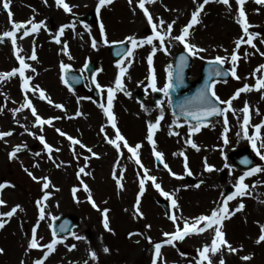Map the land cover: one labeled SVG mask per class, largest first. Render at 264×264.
<instances>
[{"label":"rangeland","instance_id":"obj_1","mask_svg":"<svg viewBox=\"0 0 264 264\" xmlns=\"http://www.w3.org/2000/svg\"><path fill=\"white\" fill-rule=\"evenodd\" d=\"M231 1H233V3L236 2V0H229V5H225L219 2V0H210L208 4L213 5H210L208 8L204 6L199 15L200 22L190 29V35L186 38L187 41L205 50L200 52L197 56H194L195 64L191 68V72L193 73V69L195 68L196 76H192L191 81L200 77V66L206 61L214 60L216 56L225 57V66L232 70L234 65L231 61V55L235 51L238 56L235 62V72L236 77H239V79L233 76L229 82H217L214 91L220 98V101H228L234 96L236 91L242 89L244 85H248L249 88L248 90L241 91L238 97L231 100V108H229L227 104H223L226 112L222 118H216L209 123L200 124L198 133H193L188 136V139L190 138L197 147L193 148L191 145L188 151L187 149H181L185 159L182 160V163L177 167L178 171L170 172L168 175H165L166 178L170 177L173 181V188H175L173 192H168L169 195L166 197L163 193L167 191L162 186V190L157 189L153 182L145 181V191L143 193L151 198L152 205L157 210L153 211L152 215L151 212H149L152 207L148 204L144 209L139 208L140 212L143 214L142 216L138 213L135 214L132 230L139 231V233L142 234L144 243L147 246L146 253L143 256L135 257V259L131 258L129 246L125 244L124 237L118 232L117 221L113 218V215L110 219L108 218L109 227L112 231H108L103 226L102 211L107 208L109 210L108 213L111 215L112 205L110 203L102 204L94 200L93 195L96 193L94 187L93 192L90 190V187H87L88 191H85L82 196L79 197L78 194L76 196L79 189L84 187L83 182L85 181L87 183L86 180L82 182L79 176L80 174L78 175V173H80L78 171L80 169L78 162H76L75 165L76 169H70L72 171L71 173L69 172V176L66 174L65 170L63 171L66 175L64 174L65 177L63 179L61 177L60 187L62 189L60 196H58L61 203L54 207L50 213H47L42 203L45 202V200L42 198L45 192L50 193L48 198L53 197L50 191V184L48 189H44L42 187V180H33L32 176L29 175V172L32 173V163H42L51 156V154H48L44 147V143L41 142L39 137L43 136L46 143L50 139H53L50 141L58 142L57 159L60 162L67 161L69 158L70 140L64 133L63 126L46 127V129L37 127L35 124L36 117L33 115L31 109L23 107L25 104L24 97L17 98L16 95H13L14 91L11 89L4 90L2 86H4L6 82L0 79V131L9 126L5 125L4 122H9L8 116L14 114V110H17V113H22V122L24 123L23 129H29V132L25 141L15 144V146L19 145L25 147L31 160L28 163H24L23 161L20 163L7 161L6 154L10 152V147H13L14 144L0 139V184H8L11 195L18 198L16 199L18 201L16 205L21 206V209H17L16 213L11 217L4 216L1 218L6 222L4 227L0 228V248L3 250L8 248L13 239L14 244L19 246L22 254V259L19 261L18 258L15 257L6 259L4 254L0 253V264H34L36 259L43 257L44 252L47 251L46 248L38 247L32 249L28 247L32 238V230L33 228L36 229V224L41 218V208H43L44 211L42 218L43 223L41 224L43 230L39 231L40 233L36 231V239L39 245H47L54 238L51 229L53 220L69 214H74L79 218V226L75 229L73 234L76 235V233L80 231L82 236L89 240L88 243L79 245L78 240L73 234L70 236L56 235L55 238L59 242L43 261V264H51V262L55 264H85V261L87 264H149V259L153 256V254L150 253V247L155 246L156 243L161 244L169 240L170 237L165 236V233H173L176 231L174 226H172V229H167L160 225L153 220L154 217L160 222L163 221L166 225L174 224L175 226L181 225L182 227L185 221H188L191 225L195 217L210 215L214 208L220 209L225 201H227L226 206L228 210L231 209V212H237V217L242 220L241 225H243L244 228L242 229L241 235H230L232 232L229 226L227 228L224 227V229L220 226L221 231L224 233V239L227 241V245H220L218 251L212 253L211 245L215 238L216 228V225H213L214 229L212 235L206 236L203 240L190 241L183 238L182 240H173L172 243L165 244L164 246H168L172 250V254H174V256H171V259L173 260L174 258L177 260L176 263L178 264H209V261H211V264H221V260L223 264H264V241L257 243L258 238L262 234V227H264V219L261 217L262 215L264 216V159L261 158V156L264 155V67H262L264 66V55H261V53H264V34L260 33L262 29H264V6L260 5L259 8L257 5H252L251 2H247V5L244 3L246 5V9L244 10L245 18L249 24L248 33L246 34L243 30V26L239 23V9L235 6H233L235 10L232 9V5H230ZM192 2L190 3V1L183 0H154L153 11L149 12L153 17V23L159 25L161 20L164 21V24L159 26L158 31H161L162 34L167 32V24L173 23V21L175 22L173 23L170 35H165L164 37L165 43V38L169 36L174 51L165 54L164 50L160 48L159 40L154 38L153 44L145 43L140 46H135V50L132 53L133 55L126 59H122L120 64H118L109 53V46L113 43L105 44V36L110 42H130L127 38L132 37L135 38L139 44L141 40L152 35V27L148 23L147 16L144 14L143 10L139 8L138 0H131V3H129V0H111V3H107L103 6H99V0H79L78 4L74 1L73 5H69L70 11H66V13L71 15V19H73L72 23L79 27L82 34L89 40L96 41V47L94 51L86 54L83 59L73 61V63L67 61V51L64 48L60 55L63 60H60L59 66L55 69L56 75H58L65 90L77 95L86 103L85 114H83L86 118L89 114L94 115V112L103 110L100 106L101 104H104L106 107L108 96L107 89H113L114 107L112 112L120 126L127 129L126 135L129 140L132 142L137 140L140 141L134 144L141 145L138 149V154L143 168L136 163V157L131 156L127 149L124 148L123 143H119L121 145L120 149L113 147L112 150H110V174L115 177L119 176L122 181L125 180L126 175L134 181L132 185L129 184L127 186V191L128 189L130 190L129 187L131 185L133 190L138 188V190H136L138 194H129L127 204L129 207L135 209L137 207L136 200L140 194L139 182L143 178L144 169L148 170L149 175L156 177L155 183L162 185V173L165 174L168 172L169 166L171 165L170 163L172 162L171 150H173V148L177 149L176 147L179 148V146L175 144L167 147L166 143H164L165 146L163 145V142H159V144L155 142V146H153L152 142L147 139L148 128L141 132L143 135L135 136L128 128V123H130L131 119L124 111V98L126 96L131 98L133 102V112L141 113L145 109L153 106L167 111L174 121H179L188 128L195 126L188 124L183 119H177L172 114L169 96L162 92L163 95L161 99H156L158 90L153 89V77L156 89L163 88L166 83H170L172 80V78H168V81L165 83L160 82L164 68L162 64H160V61L162 62L167 59L169 55V73L172 75L174 53L180 50H186L184 44L175 40L174 37L181 34V29L189 23L192 12L195 11L200 4L196 0H192ZM32 3H34V1L10 0L7 11H4L3 3H0V16L5 18L0 19L1 31L5 32L8 28L13 27V22L19 23L22 20L20 19L18 21L17 19V12L20 11L21 7H25L26 14L28 13L30 16L35 17L36 15H40L46 18V26L50 29H55L57 27L56 20L49 19V16L46 17L45 13L40 12V10L39 13L36 5ZM147 5H149V3L146 2V7ZM98 6L102 11L100 24H89L86 18ZM62 10H65L63 6H61L58 13L62 12ZM9 11L12 13L11 18L8 15ZM54 13L57 14V12ZM67 23H64L63 26ZM101 24L104 26L103 34L100 31ZM229 24L233 25L234 32L228 27ZM249 34H255L253 37L263 36L261 38L262 43L255 42V47L245 43V50L242 49V47L237 48V41L242 37L243 40H247ZM29 36L31 37L28 50V63L32 65L35 64V67H30L31 71L35 73L39 65L38 58L40 57L42 40L38 37V33L36 32H30ZM154 45L158 50L153 54L152 48ZM33 50H35L37 56L36 60L30 59ZM150 54L152 55L151 65L148 63V56ZM104 55H107L113 68L111 71L112 74L108 78H101L100 76ZM17 56H10L13 68L20 67V61L17 59ZM201 57H203V59H201ZM92 59H97L99 63L95 80L96 83L100 85L103 97L98 102L90 98L86 92L68 87L62 78V71L64 70L62 65H69L70 67L68 68L80 72L86 77V63ZM121 67L126 68L125 74L120 77L124 86L123 90L117 89L116 86V79L120 75ZM43 85L42 82H36L32 87L33 93L30 95V98H35L34 107L36 109V114L41 118L43 117L40 113L41 105L38 100L42 99L38 96V91L44 89ZM138 90L146 93L145 101H139L137 99L136 92ZM245 103H247L249 107V122L247 125L244 124L245 113L242 111L245 107ZM80 111L82 112V107H80ZM232 111H237L240 116L235 112L232 114ZM225 116L228 121L227 125L224 123ZM94 118L95 117L92 116L88 120L84 119V123L96 125L97 121ZM145 118L144 121L148 124L149 122L154 123L157 120L155 115H146ZM67 122L69 121L67 120ZM215 122L219 123L220 127L216 128L212 126ZM256 125L261 126L257 129ZM42 126H44V124ZM225 127H227V131H225ZM245 129L247 130V135L245 138L237 141L235 139L237 136L232 133H237L239 131L245 133ZM218 135L222 137L223 143H219L216 140V136ZM225 138L227 142H225ZM253 142H255V148L253 147ZM248 146L253 150L251 154L257 157L254 168L262 170L245 175V173L251 172L252 169L243 170L242 166H246L247 163L241 162L240 164H236L233 159L229 157V154L234 150ZM154 147L155 151H159L163 154L162 158L167 167L164 166L161 168L157 166ZM200 147L206 150L205 153L203 151H201V154L200 152L198 153L197 149H200ZM258 150L260 155L257 154ZM196 154L199 155L200 158L204 154L207 155V157L202 158L203 162L206 165L214 166L213 170L208 171L206 166L201 167L200 165L199 167H192L189 160H195L197 158ZM71 160H74V157H72ZM112 162L117 165L118 162H120L119 168L116 169V166ZM185 163H187V168L185 167ZM25 169H27V171ZM32 175L37 178L47 177L51 183L50 172L43 174H36L34 172ZM190 176L193 178L192 181L189 179ZM207 176L214 179L215 184L213 187L218 190L217 201H209L208 203L206 202V204L194 202V204L190 205L189 210L187 209L188 205L187 207H183L181 204L179 205L175 198L176 195L179 197L180 189L186 187L189 189L195 188L198 182L203 177ZM242 176L244 177L243 181L240 180ZM241 182L248 186L245 189V194L243 196L237 195L231 200H228V197L224 196V190L230 186L236 187ZM89 195L92 197L91 201L88 199ZM114 195L111 188H107L104 192V198L108 202ZM0 198L5 201V204L0 205V213H6L16 206L15 199H5L1 194ZM38 200L41 201L39 205L37 204ZM172 200L176 201L175 206L172 204ZM92 201L95 202L97 207H93ZM163 202H168L172 206L173 213L171 216L167 214ZM24 203L27 204L25 211L22 207ZM241 203L244 205L243 209L237 210ZM172 216H176L177 219L175 221L172 220ZM10 219H14L17 225L15 231L18 238H15V233L10 231L9 226L7 228ZM253 222H258L259 227L253 228L251 226ZM196 227H199V224L196 225ZM73 245H75L74 248L72 247ZM206 245L209 246V251L205 253V255L208 256V260H204L200 256V252ZM229 246L237 249V251L232 252ZM105 247L109 249V252L106 253L103 251ZM93 251L96 253L95 258L91 256V252ZM246 256H250L251 258L243 259V257ZM171 259L165 262V264H172Z\"/></svg>","mask_w":264,"mask_h":264},{"label":"bare ground","instance_id":"obj_2","mask_svg":"<svg viewBox=\"0 0 264 264\" xmlns=\"http://www.w3.org/2000/svg\"><path fill=\"white\" fill-rule=\"evenodd\" d=\"M3 0H0V3L2 4ZM34 1V5H36L37 10L39 12L45 13V16H49V19H55L57 22V27L55 29H50L46 26V18H43L40 15L30 16V14H26V8L21 7L20 11L17 12V19L18 21L22 19L20 22H24V27L16 30V44L13 45L12 38L11 37H5L2 40H0V74L1 73H8L11 72L13 68V63L10 59V56H17L21 55L25 57V63H28V50L30 46V37L29 35L24 36L23 32L26 29H30L32 24H40V27L36 31L38 33V37L42 40V47L40 50V57L38 58L39 65L36 68V72L33 73L30 69L31 66L35 67V64H30V67L25 69V75L24 77H21L19 73L17 72L15 75L11 77H4L3 81L4 83V90L11 89L13 92V95H16L17 98H23L24 99H30L32 105L34 106L35 98H30V95L33 93V86L36 82H42L43 85V91L45 93L44 98H41L40 94L38 96L42 100H38L40 103V113L42 114L43 119L48 118H56L52 119L51 124L45 123L44 126L41 124H36L37 127L45 128L46 127H58L63 126L64 127V133L67 136H71L74 139H78L81 141V143L85 147H81L80 145L73 144L71 141L70 144V155L67 161H58V151L59 148L57 141H50L53 139L48 140V144L52 146L51 151V157L46 159L42 163L33 164L31 166L32 173L36 174H43V173H49L51 174V183H50V191L53 195L51 198H47L45 202L43 203V206L45 207V210L47 213H50L54 207L59 205L61 201L58 199L61 194V177L62 179L65 177L66 174L69 176V172L71 173V168H75L76 162H78L79 168H84V173H79L78 175L81 178V181L86 180L87 187H90V190L93 192L94 189L96 190V193L93 195V199L96 201L101 202L102 204L110 203L112 205V214L107 213L108 218L110 219L112 215L113 218L117 221V228L118 232L124 237L125 244H128L131 258L135 259L137 256H143L146 253L147 246L144 243V239L141 233L139 231L132 230V226L134 224L135 220V214L136 209L129 207L127 204L128 196L129 194H138V188L136 190H133L131 185L134 183V181L125 175V180H121L119 176H113L110 174V163H111V153L110 150H112L113 147H116L113 144H110L108 141L109 139H115V131L111 125V122L109 121L107 115L105 114L104 110H99L97 112H94L95 114H89V116L86 118L85 115V109H86V103L81 100L77 95H74L70 93L69 91L65 90V88L62 86L61 81L56 75V67L59 66L60 62L63 60L61 58V53L63 52L65 48V43L67 45L66 51H67V61L72 62L78 61L84 58V56L92 51H94V47L92 46V41L89 40L87 37H85L82 32L80 31L79 27H77L75 24H73V19L70 17L71 15L69 13H66V11L62 10V12L58 13L61 6L63 4H57V0H30ZM78 4L79 0H63L64 3H67L68 5H73V3ZM183 1H190L192 0H183ZM199 3H202L203 0H196ZM247 2H251L252 5H257L260 8V5H263L262 3H258L257 0H245V4L247 5ZM193 3V2H192ZM243 4V9H246V5ZM20 5V4H17ZM210 5L213 4H206L205 6L208 8ZM230 5H232V9L235 10L233 6H235L237 9L240 8V5H238L236 2L233 3L231 1ZM146 6V5H145ZM148 12L153 11V3H149L147 5ZM216 9V8H215ZM217 10V9H216ZM219 10V7H218ZM39 12V13H40ZM54 12H57L55 14ZM44 16V17H45ZM226 17V16H225ZM0 19H5L4 17L0 16ZM48 19V18H47ZM43 22V23H41ZM68 22V23H67ZM64 23H67V27H64L63 33H60V28L63 26ZM64 25V26H65ZM1 27V26H0ZM231 31L234 32L233 25H228ZM264 28V26H263ZM14 30L13 27L8 28L5 31H12ZM4 32L1 31L0 28V35H2ZM261 34H264V29H262ZM40 35V36H39ZM59 36V43L56 40V37ZM263 36H254L253 37V43L255 42L262 43ZM165 48H167V53L174 51L173 44L171 43V40L169 39V36L165 38ZM242 47V49H246L245 43L241 42L239 48ZM102 62V68H101V78H108L112 74V65L110 63L109 58L107 55H104ZM169 55L168 58L160 61V64H162L163 71L162 76L160 79L161 83H165L168 81L169 78ZM61 60V61H60ZM192 75L195 77L196 70L193 69ZM30 77L28 80V88H24V82L25 78ZM125 101L123 103L124 111L128 115V117L131 119L130 123H128V128L137 135H143V132L146 128H148V123L144 121L146 118V115L151 116L155 115L156 119L161 116V112H163V118L160 119V125L155 129L153 133V138L156 143L159 144V142L166 143L167 147H170L172 145L177 144L179 146L176 147L177 149L171 150V158L172 162L169 166L167 173H162L163 180H162V187L169 192H173L175 188H173V181L172 179L166 178L165 175H168L170 172L178 171V166L182 163L181 161L185 159L183 156V151L181 149H187L189 150V147L191 144L187 143L188 136L192 135L193 133L198 132H190V128L185 126L181 122L174 121L169 113L165 110H161L156 107H149L145 109L143 112H133L134 110L132 108L133 102L131 101V98L125 97ZM51 101V103H49ZM56 105H63V108L56 107ZM114 106V105H113ZM80 107H82V112L80 111ZM240 114L237 111H232V114ZM79 113V115L77 114ZM22 113H17V111L14 112V114H11L8 116L9 122H4L5 125H9L7 128H4L2 131H8L11 132V135L5 136L3 138H0L3 141L10 142L11 144H14L13 147H10V152L6 154L7 161H13L14 163H20L23 161L24 163H28L30 160L29 153L27 152V149L25 147H20V150L17 151L15 157L10 158V153L13 151V148L15 147V144L21 143L25 141L29 129H23L24 123L22 122ZM94 116L95 120L97 121L96 125H89L87 123H84V119L88 120ZM67 120L69 122H67ZM149 121V120H148ZM67 122V124H66ZM9 123V124H8ZM150 123V122H149ZM84 124V125H83ZM212 126L218 128L220 127V124L215 122L212 124ZM116 127L120 130L121 134L125 137L127 142L134 147L137 142H140L139 140L132 142L129 140V138L126 135L127 129H124L120 124H116ZM103 128V131L101 130ZM169 133H172L171 135ZM237 136L235 138L237 141L241 140L242 138H245V133L242 131H239L237 133H232ZM215 136V134H214ZM216 140L219 143H223L222 137L220 135L216 136ZM7 138V139H5ZM118 143V142H117ZM88 148H91L92 152L97 153V156H92L90 152H88ZM202 147H200L201 149ZM198 149V153L203 151L205 153V149ZM47 150V149H46ZM48 152V150H47ZM187 153V152H186ZM191 154V153H190ZM197 155V154H196ZM72 157H74V160H71ZM168 157V155H167ZM207 157V155H203L201 158L199 155H197V158L195 160H189L192 167H205L206 164L203 162L202 158ZM205 160V159H204ZM188 161V162H189ZM113 163V162H112ZM118 165L113 163L116 166V169L119 168ZM122 165V164H121ZM126 166V164L124 163ZM123 165V166H124ZM79 169V170H80ZM65 170V172H63ZM78 170V171H79ZM65 174V175H64ZM113 176V177H112ZM4 184L5 187L0 189V194L5 199H18L16 196H12L9 192V186L6 183ZM123 185L122 187L120 185ZM130 185V190L127 191V186ZM215 184L214 179L212 177H203L199 182L198 185L195 188H181L179 192V197H177L175 200L181 204L183 207H187L188 210L190 209V205L194 204V202L198 204H206L209 201L216 202L217 196H218V190L213 187ZM63 186V185H62ZM94 187V189H93ZM64 188V186H63ZM107 188H111V190L114 192V196L110 199L108 202L104 198V192ZM179 190V189H176ZM85 188L79 189V192L76 193L80 196H82L85 192ZM173 195V194H171ZM139 208L144 209L145 207L151 205L152 207L149 212L153 215V211H156L157 209L152 205V200L147 195L140 194L139 195ZM17 200L15 201V205L17 204ZM185 205V206H184ZM7 207V205H6ZM23 210L25 211L27 208V204H22ZM215 209V208H214ZM213 209V210H214ZM237 212L229 210L228 215L225 216V218L221 221L222 228L224 227H230V230L232 234L230 235H241L242 229L244 228L242 224V220L237 217ZM264 219V216H261ZM2 217H0L1 219ZM154 221L158 222L160 225L166 227L167 229H172V226L175 227V230L179 226L181 229V225H174L169 224L166 225L163 223V221H158L157 218L154 217ZM234 220V222H233ZM43 223L42 219L40 218L36 224V231H42L43 228H41V224ZM204 222L199 224V227H203ZM10 228V231L14 234L15 238H18V235H16V223L14 222V219H10L7 228ZM253 228L259 227L258 222H253L251 225ZM213 227V226H212ZM207 228L204 232L199 233H190L189 235L185 236L187 240L190 241H198L203 240L206 236H210L213 233V228ZM246 227V226H245ZM8 230V229H7ZM1 231V230H0ZM4 233V232H3ZM40 233V232H39ZM7 234V233H6ZM131 234V235H130ZM79 236L82 237V239H77L79 242V245H83L89 242V240L82 236L81 232L78 231L76 233L75 237ZM168 243H161V254L159 257H157V264H165V262L170 261L172 258L171 256H174L172 254V250L168 246H164ZM150 253L153 254L152 258L149 259V264H152L153 257L155 255V247H150ZM4 257L6 259L15 257L18 258L19 261L22 259V254L20 251L19 246L14 244V240L12 239L9 247L4 249L3 251ZM172 264H178L176 263L177 260L173 258L171 259ZM1 263V262H0ZM51 264H55L52 263Z\"/></svg>","mask_w":264,"mask_h":264},{"label":"snow or ice","instance_id":"obj_3","mask_svg":"<svg viewBox=\"0 0 264 264\" xmlns=\"http://www.w3.org/2000/svg\"><path fill=\"white\" fill-rule=\"evenodd\" d=\"M45 2H46V0H45ZM146 2L147 3H153L154 0H138V6H139L140 9L143 10L144 14L147 16L148 23L152 27V35H149L148 37H146L143 40H141L139 42V44L137 43V40L135 38L129 37L127 39H129L130 43L135 47V46H140V45L145 44V43L146 44H153V39L157 38L159 40V42H160V48L163 49L165 51V53H167V48L164 47V37H165V35H170L172 27H173V23H175V22L173 21V23H168L167 24V32L162 34L161 31H158V28H159L160 25L164 24V21L161 20L159 22V25H157L156 23H153V17H152V15L149 14L148 8L145 6ZM209 2H210V0H203V2L199 4V6L196 8V10L192 12L191 19H190L189 23L181 29V34L174 37L175 40H177V41H179V42L184 44V47H185L186 51L192 56H197L200 52L205 51V50L202 49V48H199L196 44L189 43L186 38L189 37V35H190V29L193 28L194 25H196L197 23L200 22L199 15H200L201 11L203 10L204 6L206 4H208ZM219 2H222L225 5H229V0H219ZM257 2L264 4V0H257ZM107 3H111V0H99V6H103V5L107 4ZM129 3H131V0H129ZM236 3L238 5H240V8H239V17H240L239 23L243 26V30L247 34L248 33V29H249V24H248V22H247V20L245 18V12H244V9H243V4L245 3V0H236ZM9 4H10V0H5V2L3 3V7L5 9H8L9 8ZM57 4H63V7H64L65 11H70L69 5L67 3H64L63 0H57ZM99 6L97 7V11H99ZM8 15L11 18L12 13L9 11ZM41 23H43V22H41ZM23 27H24V22H19V23L13 22V29L14 30L5 31L2 35H0V40H2L5 37H11L12 38V43H13V45H15L16 44V30H19V29H21ZM39 27H40V24H35L34 23V24H32L30 29H26L23 32V35L27 36V35H29L30 32H36ZM64 27H67V25L61 26V28H60V33L61 34L63 33ZM100 31H101L102 34L104 33L103 24L100 25ZM253 35H255V34H249L247 40H243V37H242L239 41H237V48L239 47V44L241 42L247 43V44L252 45L253 47H255V45L253 43ZM56 40H57L58 43L60 42L59 41V36L56 37ZM104 43L105 44H109V43H123V42L122 41H120V42L111 41L110 42L105 36ZM92 46L94 48L96 47V41L95 40L92 41ZM66 48H67V45L65 43V50H66ZM157 50H158L157 47L154 45L153 48H152V53L154 54ZM127 55L128 56L132 55V50L131 49L127 50ZM261 55H264V53H261ZM17 59L20 61V67L12 69L11 72L0 74V79H3L4 77H11V76L15 75L17 72L19 73V75L21 77H24V75H25V71L24 70L29 68L30 65L25 63V58L23 56L18 55ZM30 59L31 60H36L37 59V56L35 54V50H33ZM180 59L183 62L186 59V57H184L182 55L180 57ZM201 59H203V57H201ZM237 59H238L237 53L234 51L232 53V55H231V61L233 62V65H234L231 74L234 77H236L235 62L237 61ZM214 60H215V62H218L219 64L222 65V64L225 63L226 58L222 57V56H216L214 58ZM117 63L120 64V61H117ZM148 63H149V65L152 64V55L151 54L148 56ZM129 64H130V61H129ZM62 67L67 69L70 66L69 65H62ZM262 67H264V66H262ZM33 71H34V69H33ZM125 72H126V68L125 67H121L120 68V75L116 79V86H117V89H119V90H123L124 86H123V84L121 82V78L120 77H122L125 74ZM217 74H219V73H217ZM236 78L239 79V77H236ZM29 79H30V77H26L25 78V82H24L23 87L26 88V89L28 88V80ZM169 79H171V73H169ZM64 82L66 84L68 83L67 80H65ZM97 87H100V85H97ZM171 87H172L171 83H166L163 88L156 89L155 88L154 77H153V89L154 90H158V91H161V92L167 94ZM248 88H249L248 85H244V87L242 89H238L236 91V93L234 94V96L231 97L228 101H220V98L216 95L214 90H211L210 95H209L210 86L206 85L205 89L200 92V94H199V96L197 98L198 101H199V105H198L196 111H188L186 113L187 116L193 117L197 121V124L194 127L190 128V132H198L200 130V122L205 117H211V116H215V115H222V114H224L226 112V109L222 108V107H219L218 103H216V102H219V104H227L228 107L231 108V100L235 99L236 97H238L241 91L248 90ZM107 92H108L107 106L105 107L104 104H101L100 106L103 108L105 114L107 115L109 121L111 122L112 127L114 129H116V131H115V139H109L108 142L110 144L115 145L117 149H120V147H121V145L119 143H117V142L118 141L123 142L124 148L127 149V151L131 154L132 157H136V163L138 165H140L141 168H143V164L141 163V161L139 159V154H138V149L141 147V145L140 144H136L134 147L129 146L127 140L125 139V137L119 132V129L116 127V121H115L114 114H113V112L111 110L112 107H113V89L112 88H108ZM39 94H40L41 98H44L45 93H44L43 90H39ZM125 94H129V93H125ZM213 97L215 98V101L212 99ZM49 103H51V101H49ZM23 107H27V108L31 109L33 115L36 117V123L37 124H41V125L45 124V123L51 124L52 119H56V118H48L47 120H45V119L39 117L36 114V109L32 105L30 100H26V102L23 105ZM56 107L63 108V105H56ZM182 109H183V106H182ZM14 111H17V110H14ZM242 111L245 113V115H244V124L247 125L248 122H249V116H248L249 107H248L247 103H245V107L242 109ZM77 114L79 115V113H77ZM162 118H163V112H161V116L158 117L157 120L154 123L150 122L148 124V136H147V139L150 142H152L153 146H155V141L153 139V131L155 129H157V127L159 125V121ZM224 123H225V125H227V123H228L226 116H225V119H224ZM260 126L261 125H256V128L258 129ZM101 130L103 131V128ZM57 131H59V130H57ZM225 131H227V127H225ZM61 134L65 135L64 133H61ZM169 134L171 135L172 133H169ZM9 135H11V132L0 131V138H3L5 136H9ZM245 135H247V130L246 129H245ZM39 139L41 140V142L44 143V147L48 150V152L51 153L52 146L45 142V138L43 136H40ZM68 139L73 144L80 145L81 147H85L81 143V141L78 140V139H74L71 136H68ZM250 139H251V137H250ZM186 142L191 144L193 148L197 147L195 145V143H193V141L190 138ZM225 142H227L226 138H225ZM20 147L21 146L17 145V146H15L13 148V151L10 153V158L15 157L17 151L20 150ZM253 147L255 148V142H253ZM87 150H88V152L91 153L92 156H97L98 155L97 153L92 152L91 148H88ZM57 151H58V149H57ZM257 154L260 155L259 150L257 151ZM154 155L157 158H162V156H163V154L161 152L155 151V147H154ZM261 158L264 159V155H262ZM165 167H167V165H165ZM185 167L187 168V163H185ZM213 167L214 166H212V165H206V169L208 171H212ZM25 170L27 171V169H25ZM260 170H262V169L254 168V169L251 170V172L245 173V175H249V174L254 173L255 171H260ZM84 171H85L84 168H81L79 170L80 173H84ZM172 174L176 175L175 173H172ZM29 175L32 176L33 180H37V179L42 180L43 181L42 187L44 189H48L49 188L50 181L48 180L47 177L37 178L36 176L32 175L31 172H29ZM243 179H244V177L242 176L240 178V180L243 181ZM146 180L153 182L154 186L157 189H161V185L158 184V183H155L156 177L149 175L148 174V170L144 169L143 178L139 182L140 183V194H143V192L145 191V181ZM120 186L122 187L123 185L121 184ZM3 187H5V185L4 184H0V189H2ZM247 187L248 186L246 184L242 183V182L240 184H238L236 186L237 191L232 193V195H230L228 197V200H231L233 197H235L237 195L243 196L245 194V189ZM84 188H85L86 191H88V188H87L86 184L84 185ZM163 194L166 197L169 195L167 192H164ZM49 195H50V193L45 192V194H44L42 199L46 200ZM88 199L90 201L92 200L91 195H89ZM40 203H41V201L38 200L37 204L39 205ZM92 203H93V207H97L94 201H92ZM139 203H140V200H139V195H138V198L136 200V205H137L136 212L139 215L142 216L143 214L140 212L139 207H138ZM3 204H5V201L2 198H0V205H3ZM172 204L175 206L176 205V201L172 200ZM226 205H227V201L224 202V204L222 205V207L220 209L212 210L210 215H200L198 217H195L193 219V222H192L191 225L189 224L188 221H185L182 229L178 226L175 232H173V233H165L164 234L165 236H169L170 237V239L166 240L165 243H169L170 244V243H172L173 240H182L185 236L189 235L190 233L204 232L205 229L211 228L213 225H216L215 238L212 241L211 252L212 253L217 252L219 247H220V245H227V241L224 239V233L221 231V228H220L221 221L225 218L226 214L229 213V210H228ZM243 207H244V205L241 203V204H239L237 210L243 209ZM17 209H21V206L20 205H16L10 211H8L6 213H0V217H4V216L11 217L14 213H16ZM108 211L109 210L107 208L103 209V211H102L103 226L108 231H112V229L109 227V219H108V215H107ZM218 213H219V215H218ZM43 215H44V211H43V208H41V219L43 218ZM171 219L175 221L177 219V217L176 216H172ZM5 222H6L5 220L0 219V228L4 227ZM201 222H204L203 227H196V225L200 224ZM73 235H75V234H73ZM53 237L54 238L52 239V241L49 244H47V245H39L38 241L36 239V229L33 228V230H32V238L30 240V243H29L28 247L32 248V249H35V248H38V247H43V248L47 249V251L44 252L43 257L39 258V259H36L34 261V264H43V261L47 258L49 253H51L54 250V246L59 241L55 238L56 237V233L55 232H53ZM76 239H82V237L76 236ZM260 241H264V227H262V234L258 238L257 243H259ZM161 246L162 245L160 243H156L155 244V246H154L155 247V255L153 257L152 264H157V259L156 258L159 257L160 254H161V252H160ZM72 247L74 248L75 245H73ZM229 248H230V250L232 252H236L237 251V249L231 248L230 246H229ZM3 251L4 250L2 248H0V253H3ZM103 251L107 253V252H109V249L107 247H105L103 249ZM208 251H209V246L206 245V246H204L203 250L200 252V256L204 260H208V256L205 255V253H207ZM91 256L93 258H95L96 257V253L94 251L91 252ZM250 258H251L250 256L243 257V259H250ZM85 264H87L86 261H85ZM209 264H211V261H209ZM221 264H223L222 260H221Z\"/></svg>","mask_w":264,"mask_h":264},{"label":"water","instance_id":"obj_4","mask_svg":"<svg viewBox=\"0 0 264 264\" xmlns=\"http://www.w3.org/2000/svg\"><path fill=\"white\" fill-rule=\"evenodd\" d=\"M92 20V19H91ZM126 52V46H112V53L117 57L120 58L123 54ZM186 57V59L182 62L180 57L181 56ZM193 64L192 58L189 55V53L184 52L181 54H178L177 56V63H176V73H175V82L173 83L172 87L170 88V92L173 93V101H174V111L177 116H185L189 119L191 117L187 116L186 113L192 109L193 107L197 106L199 104L198 96L202 90L205 89V86H210L209 95L212 90L213 83L216 80L219 79H225L229 80L231 77V73L229 70H225L223 68V64H219L218 62L212 61L208 62L203 65L202 67V78L195 84L190 86V89L184 90L185 81L190 76L189 68ZM95 62L91 63L89 65V73L90 75L94 72ZM219 73V74H217ZM71 74H67L68 77V83L74 86L83 87V80L80 75H73L71 77ZM93 94H95L97 97L99 96L97 94V91L94 89ZM214 101L215 99L212 98ZM217 103V102H216ZM183 106V109H182ZM214 116L211 117H205L203 120H210ZM202 120V121H203ZM195 121L196 120H191ZM245 154L244 151L242 152V155ZM240 156L236 155L235 160H243L239 159ZM245 160L249 162L250 164L246 167L253 166V162H251L247 157H245ZM233 192V187H229L226 189L225 195L228 196ZM77 219L74 216H65L62 219H59L55 226V232L56 233H63L68 234L71 233L72 229L77 226Z\"/></svg>","mask_w":264,"mask_h":264}]
</instances>
